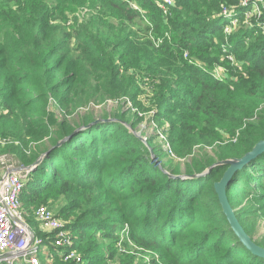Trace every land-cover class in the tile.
I'll list each match as a JSON object with an SVG mask.
<instances>
[{
    "label": "trees",
    "instance_id": "16d2710c",
    "mask_svg": "<svg viewBox=\"0 0 264 264\" xmlns=\"http://www.w3.org/2000/svg\"><path fill=\"white\" fill-rule=\"evenodd\" d=\"M240 1L0 0V138L11 139L0 149L24 165L47 152L32 167L21 201L29 220L38 206L61 202L55 215L69 220L80 260L64 261L63 249L52 245L54 233L37 224L53 264H264L222 212L214 183L227 164L184 179L162 169L199 174L243 156L264 137V35L244 23L223 31V7ZM83 7L87 12L77 18ZM215 66L227 69L221 78ZM123 99L151 112L179 159L191 155L184 169L178 161L164 163L147 138L152 155L126 126L139 121ZM108 100L116 107L100 117L115 121L56 145L96 119L88 110L72 120L73 112ZM46 136L49 145L33 149L32 141ZM227 196L251 235L255 216L264 214V151L233 174ZM134 246L158 253L162 263L137 258L129 252Z\"/></svg>",
    "mask_w": 264,
    "mask_h": 264
},
{
    "label": "built area",
    "instance_id": "2783aa9c",
    "mask_svg": "<svg viewBox=\"0 0 264 264\" xmlns=\"http://www.w3.org/2000/svg\"><path fill=\"white\" fill-rule=\"evenodd\" d=\"M164 2L170 4L171 0ZM221 15L225 20L223 31L226 35L242 23L248 27H259L264 35V0H241L238 7H223ZM222 49L226 51L227 44ZM227 57L233 60V55L229 52ZM219 67L221 68H214L217 78L225 73ZM10 142L5 138L0 139V145ZM14 143L19 144L18 141ZM166 148L172 153L168 140ZM31 169V166L17 165L6 155H0V262L42 264L38 253L40 247H44L43 240L25 220L21 210V195ZM34 219L39 228L54 233L52 245L63 249V258L80 260V256L71 249L73 240L62 218L57 217L48 207L40 205L34 211Z\"/></svg>",
    "mask_w": 264,
    "mask_h": 264
},
{
    "label": "rangeland",
    "instance_id": "374dc122",
    "mask_svg": "<svg viewBox=\"0 0 264 264\" xmlns=\"http://www.w3.org/2000/svg\"><path fill=\"white\" fill-rule=\"evenodd\" d=\"M86 12H87V8L86 7L80 8L78 10V12H77V16H78L77 18L83 17ZM69 15L70 14H68V16H67L68 22L66 21V24H68L70 22L69 21ZM219 69H221V71H224V72L227 71V69L225 67H223V66H221V68L219 67ZM215 71H213V72H215ZM141 98H142V96L139 97V99H141ZM125 101L126 100L123 99L122 102H121V104L123 105L124 109H130V115H131L132 119H134V120L138 119V121H139L135 128H132L130 123L125 121L126 122L125 123L126 126L128 128H130L132 130V132L136 136H138L143 142H146L149 145V147L151 148L150 151L154 153L153 148H152L153 146L150 145V143L148 142L147 138L152 139V144L154 145V147L159 149V151H157V152L161 153V160L164 163H167V161H169V160L178 161V162L182 163L181 170L184 169L183 163L191 161L192 160L191 155L190 156L187 155V156L179 159L176 156V154L174 153V151L172 150L171 145H170V150H171L172 153L168 152V150L166 148L167 133L161 128V126L158 125L159 124L158 122L150 121L151 112H149V111L148 112L147 111H144V112L138 111L137 107L132 106L130 101H126V102ZM263 106H264V104H263ZM115 107H116V103L111 101V100H108V101H106L104 103H101V104H94V103L91 102L88 106H85V107H82V108H78L69 117L72 120L76 119L79 114L84 113L85 111L89 110V111L93 112V115L96 118H99L102 115L106 116L107 114H105V113H110L112 111L111 109L115 108ZM144 109H148V107L145 106ZM50 110H53V109L51 108ZM61 113H62V111L60 109H58L56 111V115L58 116V119L62 118ZM46 119H47L46 121H47L48 124L52 123L51 117H48ZM250 120H252V119H250ZM165 125H167V124H164V126ZM163 136H164L165 139L163 138ZM228 138H229V136H224L223 140L227 141ZM0 139H3V138H0ZM5 139L8 140V141H11L10 138L6 137ZM232 141H234V138H233ZM32 142H33L32 143L33 149H35L36 146L39 147L40 145H43L44 148H45L46 146L49 145L50 140L46 136L45 138H43L40 141H32ZM206 150H207V152L210 153L212 151V148L211 147H206ZM0 155H6V157H8L13 163H15L17 165L29 166V165H24L22 163L20 157L17 154H15L13 151L12 152H4V151H1V149H0ZM158 164H160V166H161L160 161L158 162ZM162 169L166 170L165 168H162ZM30 171H29V173H30ZM28 176H29V174H28ZM50 204H51V201H49L47 204H45L43 206H46V207L50 208L51 207ZM244 204H247L246 206H244L246 209H248V210L252 209V205H253L252 203H247L244 200L242 202V206ZM22 205L23 206H22L21 210H22L23 216L25 217V220L32 226L34 231H36L37 223L34 221L33 217H32L31 220L28 219V216H27L28 214L26 213V210L24 209V207H25L24 206V202L22 203ZM60 205H62L61 202H59L56 205L52 206V208H50V210L54 214L57 215L59 213L58 211H59ZM62 220L65 223L67 221H69L65 217H63ZM68 230H69V234H70V236L72 237V240H73V236H75L76 233L73 232L70 228ZM124 236H125L124 233H122L121 236H120V239H119L120 241L118 243H120L124 239ZM249 236L254 240V242H256V241H258V242L264 241V214H257L255 216V223L253 224V230L251 231V235H249ZM107 244H109L110 247L112 246L111 243H107ZM74 251H75L76 255L80 256V254H79V252L77 250H74ZM46 252L50 253V251L48 249H46L45 247H40V251H39L38 254H39V258L41 260V263L42 264H53L55 259L52 258V257H47V253ZM129 252L137 253V255H138L137 258L144 259L147 262H149L152 257H154L157 262H161V260H160V258L158 256V253H152L151 251L146 250V249H142L140 247H135L134 246V247H132V249ZM63 259H64V261L72 260V259H65V258H63Z\"/></svg>",
    "mask_w": 264,
    "mask_h": 264
},
{
    "label": "water",
    "instance_id": "95a60500",
    "mask_svg": "<svg viewBox=\"0 0 264 264\" xmlns=\"http://www.w3.org/2000/svg\"><path fill=\"white\" fill-rule=\"evenodd\" d=\"M103 121H115V119L112 117H108V118L99 117V118H96L93 121H91L85 125H79L78 127H76L74 129V131L70 135H67L66 137H64L63 139L58 141L56 145H60L62 142H64L68 138H70L71 135L78 132L79 130L85 129L87 127L92 126L95 123H99V122H103ZM147 146H149V145L147 144ZM263 151H264V137L262 139H260L259 141H257L254 144V146L251 148V150L247 151L243 156H241L239 158H231V159H226L223 161L215 162L212 165H210L207 169H205L202 173L187 175L184 173L172 174V173L168 172L167 170H163V171L166 172L169 177L183 178L184 179V178H191V177L193 178V177H197L200 175L207 174L212 168H214L218 165H221V164H227L228 167L225 170L221 179L214 183V189H215V192L217 194L218 201L221 205L222 212L225 215V217H226V219L230 225V228L233 230V232L238 237L239 241L243 244V246L246 249H248L251 253L264 258V247L260 246L256 242H254V240L245 231L243 226L240 224L238 218L236 217L235 211L232 208V206L229 202L228 196H227V187H228L229 181L232 178L233 174L237 170L241 169L244 165H246L249 161L254 159L257 155L262 153ZM46 153L47 152L42 153L36 159V161L32 165H29V166H31V168H32L35 165L39 164L42 161V159ZM151 154L153 155V152H151ZM153 159H155L154 156H153Z\"/></svg>",
    "mask_w": 264,
    "mask_h": 264
},
{
    "label": "crops",
    "instance_id": "0c3cea01",
    "mask_svg": "<svg viewBox=\"0 0 264 264\" xmlns=\"http://www.w3.org/2000/svg\"><path fill=\"white\" fill-rule=\"evenodd\" d=\"M32 227V226H31Z\"/></svg>",
    "mask_w": 264,
    "mask_h": 264
}]
</instances>
